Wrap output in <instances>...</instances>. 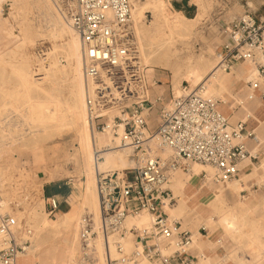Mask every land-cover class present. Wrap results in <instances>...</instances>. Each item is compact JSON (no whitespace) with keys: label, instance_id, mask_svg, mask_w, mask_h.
I'll list each match as a JSON object with an SVG mask.
<instances>
[{"label":"built area","instance_id":"obj_1","mask_svg":"<svg viewBox=\"0 0 264 264\" xmlns=\"http://www.w3.org/2000/svg\"><path fill=\"white\" fill-rule=\"evenodd\" d=\"M57 3L80 40L84 102L92 133L109 131L113 138H120L118 148L128 150L135 164L120 174H98L99 223L95 229L87 217L81 230L84 248L99 235L105 264H138L140 259L158 264H198L199 257L191 252L192 233L170 221L164 210L165 200L170 206L176 203L166 185L173 173L188 172L194 163L210 167L214 182L236 179L239 164L256 158L247 141L256 143L257 136L246 131L242 121L230 125L219 109L221 102L205 95L202 83L180 96H174L170 87L165 104L161 97L151 100L150 89L157 83H148L145 78L130 0ZM225 31L227 40L217 52L219 60L212 73L247 62L256 71L247 81L249 87L264 86V20L243 13ZM261 96L264 98V90ZM151 113H155L154 127L148 124ZM112 147L95 148L96 161L102 159V150ZM161 150H169V154L160 155ZM128 170L133 171L131 177ZM201 174L205 177L204 171ZM46 204L48 216L59 210L55 196L46 198ZM2 208L0 200V264H17L31 249L32 231L24 223L18 225ZM143 211L151 215V226L128 228L127 218ZM199 231L207 234L203 227ZM128 234L139 248L126 250Z\"/></svg>","mask_w":264,"mask_h":264},{"label":"bare ground","instance_id":"obj_2","mask_svg":"<svg viewBox=\"0 0 264 264\" xmlns=\"http://www.w3.org/2000/svg\"><path fill=\"white\" fill-rule=\"evenodd\" d=\"M5 2L11 5L6 14V20L19 37L12 51L20 53V60L11 66V73L17 82L16 96L12 99L15 98L18 104L11 106L7 103L2 104L3 110L12 109L20 114L24 125L31 129L30 135L35 140V144L53 141L60 138L63 133H72L73 140L77 144L72 146L71 154L64 153L62 156L64 165L72 164L74 171L61 170L55 166L46 178L34 182L37 191L42 194L44 183L65 175L75 178L76 200L70 203L59 216L49 218L43 206L45 199L41 198L38 203L26 207L24 212H12L11 209H6L14 194L10 196L9 192L3 190L5 178L0 176L2 210L9 213L18 225L24 223L32 231L31 249L18 259L17 264L24 258H30V264H58L57 253L60 246L63 247L61 256L64 264H93L95 252L97 260L94 264H105L101 237L99 235L94 237L85 249L81 241V230L87 217L96 227L99 223V202L96 190L98 174L107 171L120 174L122 170L131 168L134 161L130 159L128 150L118 148L120 138H113L109 131L92 133L84 102L85 80L82 74L81 44L71 24L54 12L51 0H0V11ZM130 2L133 29H135L137 45L139 44L140 59L142 58L141 62L145 67V78L146 72L153 68L170 70L174 96H180L202 83L204 94L217 99L214 97L215 85H221L230 71L242 72V65L249 64L240 62L238 67L232 66L230 69L212 73L219 60L218 54L214 62L204 57L192 61L188 56H180L181 48L178 47L187 43L192 36V27L198 20L199 13L189 19L179 11H172L166 0H145L144 2L130 0ZM30 5L38 10V18L41 17V19L31 13ZM147 9L153 16V20L148 25L144 22V13ZM234 18L237 17L229 20ZM42 22L45 23V28ZM46 39L51 41V45L46 52L38 54L37 58L34 56L38 67L37 73L33 75V56L29 52V47L37 45L39 40ZM61 57L64 59V64ZM8 64L11 63L5 59V54H0V67L4 68ZM244 72L245 76L242 77L245 81L256 75L252 64L246 66ZM35 75L42 76L35 77ZM182 81L187 82L186 88L181 85ZM0 92H5L6 97H10L9 91H4L2 85H0ZM220 99L225 101L223 98ZM108 145L113 147L102 150L100 153L102 160L96 161L95 148ZM159 153L167 156L169 150H161ZM203 171L206 175L201 180L199 188L205 187L211 197L202 204L190 206L187 203L189 198L184 195V189L192 177H198ZM212 175L213 170L210 167L197 163H194L188 172L178 170L172 174L166 187L173 190L177 200L171 206L167 200L164 201V210L168 213L169 220L180 223L181 230H187L185 228L191 223H196L197 228L203 226L209 230L217 227L231 237L236 247L248 254L246 258H241L238 256V250H234L229 254L233 262L264 264L263 204L256 200L253 192L249 197L238 200L234 204L224 199L226 190L238 192L241 184L247 180L246 176L236 178L237 180L214 182ZM192 218L195 219L194 222ZM151 221V215L143 211L128 217L126 226L149 228ZM245 229H248V232L244 233ZM198 237V233L192 235L191 252L198 246L196 244ZM95 239L96 244H94ZM160 245H163L162 241ZM124 246L127 251L140 247L129 234L124 240ZM80 248L83 253L82 258L79 257L78 260ZM110 252L112 256H115L113 247ZM138 264L158 263L140 259Z\"/></svg>","mask_w":264,"mask_h":264},{"label":"rangeland","instance_id":"obj_3","mask_svg":"<svg viewBox=\"0 0 264 264\" xmlns=\"http://www.w3.org/2000/svg\"><path fill=\"white\" fill-rule=\"evenodd\" d=\"M138 1L144 2L145 0ZM166 1L169 2L170 9L172 11H179L189 19L194 18L199 13V18L192 27V36L188 42L184 45L182 44L181 47L178 45V47L181 48L180 56H188L192 61H195L201 57L209 59L212 62H214L215 59L217 60L216 54L227 40L225 28L227 27L229 19L233 17H239L243 13H250L257 20H264V0ZM51 2L54 12L67 22L68 20L60 9L57 0H51ZM10 7V3L5 2L3 4V9L0 11V54H5V59L11 63L10 65H6L7 67H0V85L3 86L4 91H9L10 93V97H6L4 94L5 92H0V176L5 178V186L3 190L9 192L10 196L14 194L10 204L7 205L6 209H11L12 212H24L26 207L38 203V200L41 198L42 200L45 199V202L43 201V206L45 212L48 214L46 204V198H48V196L45 194L46 189L48 188L50 191H59L58 195L52 196H55L58 199L60 203L58 211L59 213H62L67 209L68 204L76 200L75 178L65 175L62 178L44 183L42 187V194L37 191L34 182L38 179L46 178L53 171L55 166H57V168L59 167L61 170L67 169L69 171H74L72 164L64 165V160L62 157L64 153L71 154L73 152L72 146L74 147L77 145L73 140L72 133H63L60 138H56L53 141L35 144V140L30 135L31 129L24 125L20 114L15 113L11 108V110H3L1 106L5 103H7V105L10 104L9 106L18 104V101L15 98L12 99L13 96H16L15 92L17 91V82L11 73V66L20 60V53L12 51L15 44L19 41V37L15 30L10 28V24H8L6 20V14ZM30 11L38 18V10L33 7V5H30ZM38 19H41V17ZM234 19L229 20V23ZM152 20V12L147 9V11L144 13V22L148 25ZM42 26L43 28L46 27L44 22H42ZM57 42L59 43V41ZM50 45L51 41L46 39L39 40L37 45L29 47V52L31 56H33V75L37 73L36 69L38 67L36 66L37 59H35V57L37 58L38 54L40 55L46 52ZM34 59L36 61H34ZM60 59L61 61L64 60L62 57ZM64 63L65 62L63 61V64ZM248 65L250 64L242 65L243 71H237V73H239L241 76H245L244 68ZM152 70H157L159 73L166 76L168 78V81L165 82L166 86H168L169 89L172 87V73L170 70L168 71V69L160 68H153ZM152 70H148L146 73L148 82H151V80L154 78ZM39 76L42 75H35V77ZM182 84L185 87L188 85L186 81H182ZM154 117L155 113H151V118L148 124H150L152 127L155 126ZM130 159L133 160L131 157ZM128 172V175L131 177L133 175V171L128 170ZM204 175H206V172ZM198 178L202 180L204 177L202 174H200ZM57 212L49 216V218L59 216L60 214H56ZM93 226L96 228L94 222ZM96 239L94 240V244H96ZM62 248L63 247L60 246L57 255L62 254ZM82 253L83 251L80 248V251L78 252V260L79 257L82 258ZM96 260L97 258L95 252L94 263ZM30 263V258L21 259L19 262V264Z\"/></svg>","mask_w":264,"mask_h":264},{"label":"crops","instance_id":"obj_4","mask_svg":"<svg viewBox=\"0 0 264 264\" xmlns=\"http://www.w3.org/2000/svg\"><path fill=\"white\" fill-rule=\"evenodd\" d=\"M234 69L237 70V68ZM152 72L154 78L151 82H147L152 83L154 80L157 84L150 89L151 100L153 101L157 97H161L162 103L165 104L169 100V88L165 83L168 81V78L157 70H152ZM236 73L237 72L230 71L221 85H215L214 97L217 99L223 98L225 100L223 101L220 99L223 102L219 100L221 102L219 109L227 117L229 124L234 125L239 121L244 122L246 131H253L257 136L258 144L247 141L248 149L255 151L256 158L244 160L239 164L237 179L246 176L247 180L245 183L241 184L237 193L226 190L224 192V199L234 204L238 200L249 197L251 192H253L256 200L262 203L264 207V98L261 96L264 86H260L253 90L249 87L247 81L243 80V77L239 73ZM199 187H201V180L195 176L190 179L184 189V195L189 198L187 203L190 206L202 204L211 197L205 187ZM169 189L173 193V190L171 188ZM62 213L58 211L56 214L61 215ZM166 214L168 215L167 212ZM189 225L185 229L189 230L192 235L195 233L199 234V237L196 239V244L198 246L196 249L192 250V254L199 257L198 264H215L216 262L222 264H239L233 262L229 258V254L234 250H238V256L241 258L247 257L248 254L236 247L231 237L217 227H213L210 230L204 228L207 234L203 235L199 231L201 227L197 228L196 223H191ZM179 226L181 229L180 223ZM247 230L248 229H245L244 233L248 232ZM57 263L64 264L61 255H57Z\"/></svg>","mask_w":264,"mask_h":264},{"label":"trees","instance_id":"obj_5","mask_svg":"<svg viewBox=\"0 0 264 264\" xmlns=\"http://www.w3.org/2000/svg\"><path fill=\"white\" fill-rule=\"evenodd\" d=\"M59 193V191H57V190H54V191H50L48 188L46 189V192H45V194H46V196H50V194H58Z\"/></svg>","mask_w":264,"mask_h":264}]
</instances>
